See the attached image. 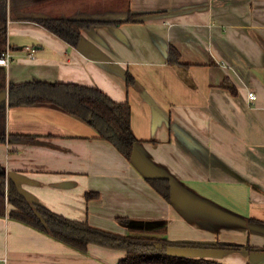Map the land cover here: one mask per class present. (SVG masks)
Returning a JSON list of instances; mask_svg holds the SVG:
<instances>
[{
	"label": "crops",
	"instance_id": "0c3cea01",
	"mask_svg": "<svg viewBox=\"0 0 264 264\" xmlns=\"http://www.w3.org/2000/svg\"><path fill=\"white\" fill-rule=\"evenodd\" d=\"M16 1L38 18L138 15L81 31L77 47L34 21L9 20L6 80L72 83L128 102L138 141L133 156L145 168L53 106L7 105L6 134L30 138L0 144V166L25 198L122 235L128 230L118 217L161 222L172 242L214 245L170 248L171 256L264 264V0ZM170 47L180 64L168 62ZM162 176L171 184L170 202L145 180ZM87 192L99 198L86 202ZM125 257L93 244L81 254L0 218V258L7 264H118Z\"/></svg>",
	"mask_w": 264,
	"mask_h": 264
},
{
	"label": "trees",
	"instance_id": "16d2710c",
	"mask_svg": "<svg viewBox=\"0 0 264 264\" xmlns=\"http://www.w3.org/2000/svg\"><path fill=\"white\" fill-rule=\"evenodd\" d=\"M16 3V0H0V57L4 56L9 48L7 38L9 20L34 21L69 46L77 47L81 40V31L96 25L119 26L135 21L138 16L127 10L125 18L121 21H108L99 17L38 18L26 16L27 11L17 8ZM168 59L171 64H180V56L172 47L169 48ZM126 83L127 85L133 83V78L128 73ZM223 84V88L232 95L236 94L233 85L226 81ZM1 92H7L8 101L6 104L0 101V144L14 137L30 138L6 134L7 105L9 108L48 105L87 124L95 130L99 139L111 143L125 159L133 162L138 141L131 131V107L128 102H115L98 88L72 83L32 81L8 85L5 67H0ZM145 180L165 201L170 202L171 184L167 177ZM98 198V193L85 194L86 202ZM5 217L42 232L81 254H86L91 244L123 250L126 252V257L118 264H221L215 261L171 256L170 248L205 249L214 245L169 241L165 237L164 226L152 230L134 229L128 227L133 220L118 217L116 221L128 230L122 235L91 226L87 221H75L55 214L25 198L14 181L6 176L5 169L0 166V218Z\"/></svg>",
	"mask_w": 264,
	"mask_h": 264
},
{
	"label": "water",
	"instance_id": "95a60500",
	"mask_svg": "<svg viewBox=\"0 0 264 264\" xmlns=\"http://www.w3.org/2000/svg\"><path fill=\"white\" fill-rule=\"evenodd\" d=\"M0 101L4 102L5 104L8 101V94L7 92H1L0 93ZM161 225V222L158 221H136L133 220L129 223V228L134 229H146V230H152L155 228H158Z\"/></svg>",
	"mask_w": 264,
	"mask_h": 264
},
{
	"label": "built area",
	"instance_id": "2783aa9c",
	"mask_svg": "<svg viewBox=\"0 0 264 264\" xmlns=\"http://www.w3.org/2000/svg\"><path fill=\"white\" fill-rule=\"evenodd\" d=\"M27 52H29V57L33 58V54L35 51L31 47H25L24 48ZM12 57L9 51V48L7 49V52L4 56L0 57V67H5L7 68L10 64ZM248 98L249 100H254L255 99V94L253 92L248 93ZM0 264H7V259L6 258H0Z\"/></svg>",
	"mask_w": 264,
	"mask_h": 264
},
{
	"label": "rangeland",
	"instance_id": "374dc122",
	"mask_svg": "<svg viewBox=\"0 0 264 264\" xmlns=\"http://www.w3.org/2000/svg\"><path fill=\"white\" fill-rule=\"evenodd\" d=\"M134 157V156H133ZM133 162H135V164L137 165V167H139V168H141V170H144L145 168L144 167H142V165H141V163H140V161H139V159L136 157V158H134L133 159ZM148 172V171H147ZM147 172H144L143 174H145V175H147ZM106 230V229H105ZM114 232V231H113Z\"/></svg>",
	"mask_w": 264,
	"mask_h": 264
}]
</instances>
